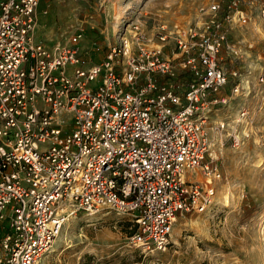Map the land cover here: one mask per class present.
I'll return each instance as SVG.
<instances>
[{
  "label": "built area",
  "instance_id": "2783aa9c",
  "mask_svg": "<svg viewBox=\"0 0 264 264\" xmlns=\"http://www.w3.org/2000/svg\"><path fill=\"white\" fill-rule=\"evenodd\" d=\"M41 1L0 0V264H42L79 213L128 216L131 245L166 251L181 218L217 206L223 174L208 123L217 105L251 93L241 82L223 93L242 76L223 53L239 57L230 33L252 12L246 0L218 1L169 34L149 39L137 27V51L118 37L85 68L79 34L36 41Z\"/></svg>",
  "mask_w": 264,
  "mask_h": 264
},
{
  "label": "rangeland",
  "instance_id": "374dc122",
  "mask_svg": "<svg viewBox=\"0 0 264 264\" xmlns=\"http://www.w3.org/2000/svg\"><path fill=\"white\" fill-rule=\"evenodd\" d=\"M218 1L227 2L44 0L39 10L42 24L36 34L64 42L81 33L80 28L86 29L87 23L98 20L99 27L107 30L109 42H117L121 33L137 51L142 43L131 38L137 27L149 39L169 34L175 25L185 26L196 20L200 24L202 18H207L201 15L200 7ZM262 3L264 0H246L244 6L252 12L251 20L230 33L242 49L239 57L223 53L226 68H238L242 73L239 80H230L223 93L231 95L237 82L249 85L251 93L233 96L210 114L208 126L214 143L211 155L217 158L215 164L223 174L217 185L216 208L181 218L171 247L146 252L130 244L136 229L128 216L79 213L69 219L42 264H264V84L258 79L264 65V21L259 15ZM125 11L129 13L123 16ZM169 38L164 57H170L175 47ZM243 108L248 110L247 117H241ZM223 122L224 128L220 126ZM244 131L249 137L242 145L234 146L231 137Z\"/></svg>",
  "mask_w": 264,
  "mask_h": 264
},
{
  "label": "crops",
  "instance_id": "0c3cea01",
  "mask_svg": "<svg viewBox=\"0 0 264 264\" xmlns=\"http://www.w3.org/2000/svg\"><path fill=\"white\" fill-rule=\"evenodd\" d=\"M44 4V0H42L39 5L40 7H38L36 11L37 29L40 28L42 24V12L39 10ZM48 5H51V3L49 2ZM86 27V29L80 28L81 33H78L80 36V42L78 44V54L81 55L82 60L84 62L83 67L88 68L93 64L105 60L112 43L108 41V34L106 32L107 30L99 27L98 20H94L92 23H87ZM36 28L34 31V37L36 41L45 42L48 45L56 43L55 40H57L58 38L55 39L56 37L47 35L44 36L43 39V37H40L36 34ZM64 42H68V40L65 39Z\"/></svg>",
  "mask_w": 264,
  "mask_h": 264
},
{
  "label": "bare ground",
  "instance_id": "6f19581e",
  "mask_svg": "<svg viewBox=\"0 0 264 264\" xmlns=\"http://www.w3.org/2000/svg\"><path fill=\"white\" fill-rule=\"evenodd\" d=\"M128 13H129L128 11H125V12L123 13V16L127 15ZM121 35H123V34H121V33L118 34L119 37L127 39L128 43H129V46L131 47L132 50H134L133 47L131 46V41H129V39H128L127 37H125V36H121ZM136 35H137V33L132 34L131 38H136ZM137 41H138V40H137ZM139 42H140V41H139ZM140 43H142V41H141ZM212 147H213V146H212ZM174 229H175V228H174ZM175 232H176V231H175ZM174 235H175V233H174V231H173L172 242H175V241H176ZM54 243H57V242H54Z\"/></svg>",
  "mask_w": 264,
  "mask_h": 264
}]
</instances>
